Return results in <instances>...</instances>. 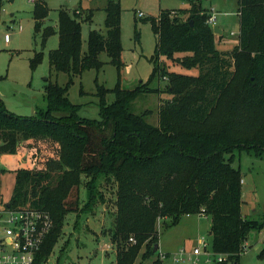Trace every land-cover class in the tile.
I'll list each match as a JSON object with an SVG mask.
<instances>
[{"label":"trees","instance_id":"trees-1","mask_svg":"<svg viewBox=\"0 0 264 264\" xmlns=\"http://www.w3.org/2000/svg\"><path fill=\"white\" fill-rule=\"evenodd\" d=\"M201 2L189 0L188 8L163 9L155 17L141 19L157 35L152 70L145 82L124 89L119 1L103 8L106 32L90 30L85 52H81V22H91L92 9L60 8L56 25L42 27L49 13L46 0L32 1L33 30L40 32L41 50L29 59V69L34 71L47 39L57 34V47L48 51V61L56 72L67 74L62 86L45 84L46 107L33 115L9 111L0 97V154L15 153L29 139L57 146L56 158L43 167L14 170L6 202L10 209L45 210L52 219L34 264L48 263L68 213H75L76 225L97 200L103 201L102 180L115 185L110 236L114 264H133L138 255V264L154 255L152 264H162L153 248L156 225L164 219L171 226L183 216L209 215L211 247L227 255L218 264H239L248 234L264 227V216L243 217L241 169L233 166L242 152L264 157V0H238V43L231 52L215 48L218 35L207 23L209 12ZM134 34L139 39L136 30ZM101 52L116 68L117 82L111 90L96 83L99 118H80L79 105L69 101L67 91L73 77L101 69ZM162 58L195 68L197 74L167 71L160 67ZM156 75L166 82L163 90L149 86ZM108 92L114 94L111 103L105 99ZM161 92L167 96L158 104L157 125L147 122L150 110L132 111L138 96ZM81 184L85 201L78 207L70 193ZM263 253L264 248L259 256Z\"/></svg>","mask_w":264,"mask_h":264},{"label":"rangeland","instance_id":"rangeland-1","mask_svg":"<svg viewBox=\"0 0 264 264\" xmlns=\"http://www.w3.org/2000/svg\"><path fill=\"white\" fill-rule=\"evenodd\" d=\"M119 1L120 5V40L122 45L121 60L123 66L120 70V87L132 89L140 81L145 82L152 70L150 61L153 55L157 35L151 30L148 22L141 19L149 16H157L163 9H183L189 7V0H46L49 13L44 19L42 27L55 26L57 23V11L60 8L72 12L76 7L79 11L93 10L91 22H81V52L86 51L87 35L90 30H96L105 34L103 25L105 13L103 8L108 2ZM201 5L210 12L209 17L215 18L211 25H218L222 35L215 37V48L221 52H231L238 43L239 19L238 0H202ZM33 3L30 0H1L0 12V96L5 107L17 114L33 115L37 109L44 110V86L48 82L62 86L67 81V74L56 72L49 64L48 51L55 49L58 36H50L42 49V61L34 71L29 69V59L35 52L41 50L40 32L34 33L32 18ZM139 12L141 15H139ZM139 33L136 40L134 31ZM4 34L9 35V41H4ZM216 35V34H215ZM175 54L174 56H182ZM103 62L99 71L89 69L80 76L73 77L67 97L73 104L79 105L77 115L85 119H98V97L95 84L102 85L111 90L117 82L116 68L109 63V57L105 52L98 55ZM160 67L167 71L181 74L196 75L195 68L185 69L172 61L160 59ZM166 82L155 76L150 87L164 89ZM2 94V95H1ZM166 94H143L132 103V111L136 114L144 110H150L147 122L157 125V108L160 100L166 99ZM106 102L114 100V94L108 92ZM30 156L25 150L21 151L19 144L13 154H0V202L6 203L12 193L13 172L16 169H31L56 158L57 146L50 141H38L29 145ZM26 158V161L22 159ZM31 158V160H30ZM233 166H239L243 182L241 183L240 199L241 213L245 218L259 219L264 216V157H258L253 152H242L236 157ZM86 180V178H82ZM103 201L97 200L92 210L77 220L75 225V213L65 216L62 234L54 246L53 253L48 263L52 264H114L115 246L110 236L114 215L115 185L113 182L102 180L99 185ZM71 201H77L81 207L85 201V187L81 184L71 191ZM169 219L161 220L156 225L158 255L161 252H174L179 248H190L197 244L199 238H205L210 242L209 230L211 218L209 215L197 214L183 216L176 225L166 226ZM264 227L260 230H252L246 240V249L239 257V264H264L263 256L259 253L264 248ZM130 242V241H129ZM133 243V242H131ZM64 248L61 259L60 249ZM155 255L143 260L142 264H151ZM140 262L138 255L133 264ZM47 263V264H48ZM169 264V262H166Z\"/></svg>","mask_w":264,"mask_h":264},{"label":"built area","instance_id":"built-area-1","mask_svg":"<svg viewBox=\"0 0 264 264\" xmlns=\"http://www.w3.org/2000/svg\"><path fill=\"white\" fill-rule=\"evenodd\" d=\"M214 21L213 16L207 19L210 26ZM3 39L8 42L9 35L4 34ZM52 225V219L45 210L30 207L10 209L6 203L0 202V264H34L36 253ZM129 241L134 242L132 238ZM245 249L246 242L243 246ZM157 259L162 264H218L226 261L227 255L215 252L210 242L199 238L196 245L188 249L182 247L174 252H161Z\"/></svg>","mask_w":264,"mask_h":264},{"label":"crops","instance_id":"crops-1","mask_svg":"<svg viewBox=\"0 0 264 264\" xmlns=\"http://www.w3.org/2000/svg\"><path fill=\"white\" fill-rule=\"evenodd\" d=\"M211 9H213L212 7H210V12H209V14H212V11L213 10H211ZM219 27V26H218ZM222 31V30H221ZM222 35V34H221ZM2 95V94H1ZM1 97V96H0ZM2 98V97H1ZM38 141H40V140H32V139H29V140H26V141H22V145L24 146V147H21V151L22 150H25L26 151V153L30 156L31 154H30V152L31 151H28L29 150V145L30 144H35L36 142H38ZM26 158H28L27 156L25 157V158H23L22 160L23 161H26ZM30 160H31V158H30ZM243 182V180H241V183ZM166 252H170V251H166Z\"/></svg>","mask_w":264,"mask_h":264},{"label":"water","instance_id":"water-1","mask_svg":"<svg viewBox=\"0 0 264 264\" xmlns=\"http://www.w3.org/2000/svg\"><path fill=\"white\" fill-rule=\"evenodd\" d=\"M10 2H12L13 0H9ZM213 33L220 36L222 34V31L220 30V28L218 27V25H214L213 27ZM209 234H211V232H209ZM158 249V244L154 245L153 251L155 252ZM48 264H52V262H49Z\"/></svg>","mask_w":264,"mask_h":264}]
</instances>
